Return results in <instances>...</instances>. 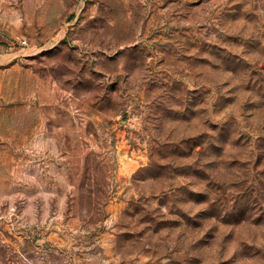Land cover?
Here are the masks:
<instances>
[{"label":"rangeland","instance_id":"374dc122","mask_svg":"<svg viewBox=\"0 0 264 264\" xmlns=\"http://www.w3.org/2000/svg\"><path fill=\"white\" fill-rule=\"evenodd\" d=\"M0 264H264V0H0Z\"/></svg>","mask_w":264,"mask_h":264}]
</instances>
